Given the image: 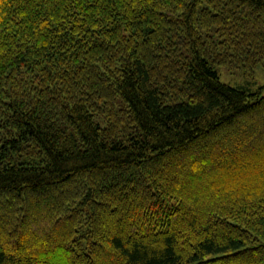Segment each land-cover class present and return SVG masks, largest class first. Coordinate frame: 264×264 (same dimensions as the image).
<instances>
[{
  "label": "trees",
  "instance_id": "obj_1",
  "mask_svg": "<svg viewBox=\"0 0 264 264\" xmlns=\"http://www.w3.org/2000/svg\"><path fill=\"white\" fill-rule=\"evenodd\" d=\"M260 64L264 0H0V264H264Z\"/></svg>",
  "mask_w": 264,
  "mask_h": 264
},
{
  "label": "rangeland",
  "instance_id": "obj_2",
  "mask_svg": "<svg viewBox=\"0 0 264 264\" xmlns=\"http://www.w3.org/2000/svg\"><path fill=\"white\" fill-rule=\"evenodd\" d=\"M218 70H219L220 80L222 82L227 83V84L232 85V86H238V87L247 86V87L255 90L258 87L264 85V65L263 64H260L255 69L254 74L252 76L251 75H245L242 71L232 72V71L228 70L225 66H219ZM263 93H264V91H263ZM254 167H256L257 169L263 168V166H261V165H257ZM255 170L256 169H253V171H255ZM248 176H250V175L246 174V178H249ZM231 184H233V185H229V186L235 185L233 181L231 182ZM233 189H234V187H233ZM29 226H31V225H28L26 223V227H29ZM125 235H128V232H126ZM136 236H134V237H136ZM1 245L4 247L7 244L5 241H1ZM39 259H40V255L37 256V260H39ZM32 261L34 262V260H32ZM36 263H37V261H36Z\"/></svg>",
  "mask_w": 264,
  "mask_h": 264
}]
</instances>
